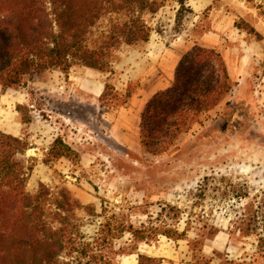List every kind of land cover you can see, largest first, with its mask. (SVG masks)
I'll return each mask as SVG.
<instances>
[{"label": "rangeland", "instance_id": "rangeland-1", "mask_svg": "<svg viewBox=\"0 0 264 264\" xmlns=\"http://www.w3.org/2000/svg\"><path fill=\"white\" fill-rule=\"evenodd\" d=\"M146 19L148 40L119 45L112 73L75 65L0 84V132L24 144L25 191L43 186L47 224L67 222L77 241L93 242L108 219L98 242L111 264H137L138 253L154 264H264V0H164ZM194 44L220 52L229 87L170 148L148 153L135 117L152 82L148 52L181 56ZM127 225L146 237L134 241Z\"/></svg>", "mask_w": 264, "mask_h": 264}, {"label": "trees", "instance_id": "trees-1", "mask_svg": "<svg viewBox=\"0 0 264 264\" xmlns=\"http://www.w3.org/2000/svg\"><path fill=\"white\" fill-rule=\"evenodd\" d=\"M163 1L0 0V84L18 87L46 70L67 71L75 65L112 73L115 50L123 43L148 40L151 26L146 16ZM228 79L218 50L197 44L186 50L170 85L155 92L140 112L142 148L151 154L170 148L222 100ZM109 87L106 83L100 100L107 97ZM131 92L128 89L125 98ZM23 149L19 138L0 132V264H111L98 242L114 229L108 219L93 242L77 241L67 222L61 221L62 204L56 201L53 215L61 222L55 227L47 224V190L41 186L34 194L25 191L26 172L15 159ZM127 229L134 241L146 237L141 229L131 225ZM137 259V264L156 261L142 253Z\"/></svg>", "mask_w": 264, "mask_h": 264}, {"label": "crops", "instance_id": "crops-1", "mask_svg": "<svg viewBox=\"0 0 264 264\" xmlns=\"http://www.w3.org/2000/svg\"><path fill=\"white\" fill-rule=\"evenodd\" d=\"M148 56L151 59L150 66L148 68L149 75H151L152 82L148 85L147 95L144 104L137 109L135 117L139 121V115L143 109L146 101L157 91L162 90L170 85L175 67L180 59V55L172 50L163 51L162 54L156 53L154 50L148 52ZM158 60L161 64L158 65ZM163 67V71L156 70L157 66ZM156 72L158 74H156ZM149 77V76H147ZM146 79V77H145Z\"/></svg>", "mask_w": 264, "mask_h": 264}]
</instances>
